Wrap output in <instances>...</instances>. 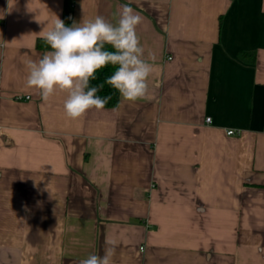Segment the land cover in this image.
<instances>
[{
	"label": "crops",
	"instance_id": "obj_1",
	"mask_svg": "<svg viewBox=\"0 0 264 264\" xmlns=\"http://www.w3.org/2000/svg\"><path fill=\"white\" fill-rule=\"evenodd\" d=\"M125 4L148 94L71 120L66 93L25 86L66 0H0V264H79L106 239L113 264H264V0H70L72 21Z\"/></svg>",
	"mask_w": 264,
	"mask_h": 264
},
{
	"label": "clouds",
	"instance_id": "obj_2",
	"mask_svg": "<svg viewBox=\"0 0 264 264\" xmlns=\"http://www.w3.org/2000/svg\"><path fill=\"white\" fill-rule=\"evenodd\" d=\"M141 22V15L129 4L121 6L115 23L98 15L92 20L74 21L71 26H66L56 16L52 26L41 31L50 51L38 61H25V86L35 89L44 102L58 91L66 93L63 108L71 120L83 118L90 110L105 108L111 95H98L105 84L118 90L127 101L144 98L149 91L153 64L144 58V48L137 34ZM106 45L112 50H106ZM109 64L117 66L114 73L104 82L92 86L90 81L97 79V71ZM223 131L231 135L234 130L225 128ZM99 211L101 215L105 214L103 205ZM118 247L119 241L106 239L102 255L89 254L79 264H113Z\"/></svg>",
	"mask_w": 264,
	"mask_h": 264
},
{
	"label": "trees",
	"instance_id": "obj_3",
	"mask_svg": "<svg viewBox=\"0 0 264 264\" xmlns=\"http://www.w3.org/2000/svg\"><path fill=\"white\" fill-rule=\"evenodd\" d=\"M72 8L70 7V0H66V12L65 17L63 19L66 26H71L73 24L72 17ZM106 50H112L111 46L106 45ZM37 48H39L42 51H50V46L45 43V41L42 38H39L37 40ZM241 56L243 59H249L250 62H254L255 59V53L254 52H242ZM117 66H113L111 64L105 66L104 68L97 71V79L90 81V84L92 86H96L106 80L107 77L111 76L114 71L116 70ZM98 95L100 96H108L111 95V100L108 102V104L105 105L107 108H114L119 105L120 102V93L118 90L112 88L111 86L105 84L104 88L98 92Z\"/></svg>",
	"mask_w": 264,
	"mask_h": 264
},
{
	"label": "built area",
	"instance_id": "obj_4",
	"mask_svg": "<svg viewBox=\"0 0 264 264\" xmlns=\"http://www.w3.org/2000/svg\"><path fill=\"white\" fill-rule=\"evenodd\" d=\"M27 98H29V96H27ZM209 118H211V117H207V118H206V123H210V122H211V121L209 122ZM234 133H235V131H233L232 134H234Z\"/></svg>",
	"mask_w": 264,
	"mask_h": 264
}]
</instances>
